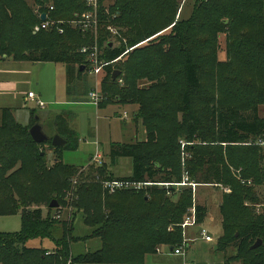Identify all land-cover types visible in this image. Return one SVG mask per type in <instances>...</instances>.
<instances>
[{
    "label": "trees",
    "instance_id": "16d2710c",
    "mask_svg": "<svg viewBox=\"0 0 264 264\" xmlns=\"http://www.w3.org/2000/svg\"><path fill=\"white\" fill-rule=\"evenodd\" d=\"M105 1L95 38L71 23L90 11L86 0H0V60L62 63L73 80L89 63L83 49L97 45L106 64L103 92L118 96L119 106L137 105L135 119L146 130L144 141L111 146V166L121 158L133 163L131 176L117 178L105 163H92L87 172L63 162L65 151L80 146L63 116L54 124L67 143L52 148V139L39 144L30 134L39 117L24 126L3 109L0 215L21 214L23 226L19 233L0 234V264H148L161 247L182 248L181 224L193 206L192 190L176 186L185 172L188 181L231 188L220 206L218 247L234 252L226 264H264V149L254 144L264 136V0H193L190 16L178 20L181 0ZM43 14L56 23L42 28ZM223 32L227 60L221 63ZM118 61H124L119 71ZM106 94L99 109L110 101ZM114 180L151 185L110 194L104 182ZM55 194L54 216L49 206ZM61 209L70 212L68 221L56 218ZM195 209L196 225H202L208 210ZM78 213L90 237L101 240L99 251L73 255ZM32 240H52L55 247H30Z\"/></svg>",
    "mask_w": 264,
    "mask_h": 264
},
{
    "label": "rangeland",
    "instance_id": "374dc122",
    "mask_svg": "<svg viewBox=\"0 0 264 264\" xmlns=\"http://www.w3.org/2000/svg\"><path fill=\"white\" fill-rule=\"evenodd\" d=\"M112 3H114V0L104 2L106 6ZM192 7L193 0H181L176 20L189 17ZM171 28L164 32L168 34ZM39 30L40 27H37L36 31ZM92 34L95 38H98V31L92 32ZM114 42L118 44L117 39ZM219 43L218 60L224 63L227 60V32H223L220 35ZM123 63L124 61L116 62L114 70L119 71ZM89 67L90 64H86V67L78 72L77 78L69 80L67 66L62 63L34 64L27 61L16 62L13 59L0 61V122L3 109L11 108L13 109L14 117L21 124L27 122L28 118L33 121L39 117L45 133L52 137L57 129L54 122L58 116H63L68 122L70 129L75 132L76 139L82 147L81 152L79 150L65 151L62 155L63 162L78 168L83 167L88 172L90 171L88 167L95 163L91 161L89 166L85 167V165L89 162L90 155L94 156L97 153L98 148L102 156V164H107L109 171L114 176L125 178L123 176L130 175L133 171L132 159L121 158L117 165L111 166L109 156L111 146L113 144L144 141L146 130L143 123L135 119V114L138 111L137 105L119 106L117 105L119 102L118 96L111 97L110 94L103 92L102 81L106 76L105 68L99 76L94 77L90 74ZM118 77H120V74ZM143 85L146 88L149 87L147 82L143 83ZM93 91H96L101 96V99H104V94L109 96L110 101L106 104L107 106L105 105V108L110 107L100 110L94 106L90 102L89 97V94ZM29 92L35 93L46 104V107L41 109L37 106V102L32 101H27L28 104H26L24 98ZM38 98L37 100H39ZM78 100H80L79 105L72 103V101ZM125 113L129 116L126 121L123 120ZM260 116L264 117V107L260 108ZM181 148L182 157L185 161L189 157L186 144H181ZM46 153L48 162L52 163L56 160L54 153L49 151ZM99 165L96 163L95 167ZM235 173L238 174V171H235ZM183 177V181L187 180L189 177L188 173L185 172ZM188 182L196 184V188L190 185L177 186L179 189L190 188L193 196V206L189 209L185 215L184 222L181 224L185 238V243L182 248L180 247L183 254L177 255L175 251L161 247L160 249H165V251L158 253V255L148 256V264H226V257L234 253L231 250L224 251L218 247L219 239L222 235L220 206L224 195L231 193V188L223 185H201L192 181ZM164 185L159 184V186ZM196 205L204 206L208 210L209 215L205 224L184 228L183 225L187 218L196 211ZM246 205L257 208L261 204L246 203ZM263 205L261 206L263 207ZM56 213L57 209H54L53 215L55 216ZM69 219L70 212L62 209L61 220L68 221ZM22 226L21 214L0 215V234L19 233L22 231ZM203 231H206L213 241L204 239L202 236ZM91 232L92 230L85 225L83 214H76L72 235L78 240L73 241L71 244L73 255H86L102 248L101 240L90 237ZM29 245L30 247H42L48 250H53L55 247L52 240H32Z\"/></svg>",
    "mask_w": 264,
    "mask_h": 264
},
{
    "label": "built area",
    "instance_id": "2783aa9c",
    "mask_svg": "<svg viewBox=\"0 0 264 264\" xmlns=\"http://www.w3.org/2000/svg\"><path fill=\"white\" fill-rule=\"evenodd\" d=\"M87 6L90 8V11L86 14H83L82 16H77V18L72 21V25L82 31H91V32H97L98 27H99V9H100V0H86ZM56 22H51V21H46L43 23L42 28L46 29L49 26L54 25ZM58 23H64L62 21H59ZM108 30L111 32L112 35L116 36L118 35V31L114 29L113 27H109ZM63 32V30H60ZM83 53L88 54V61L90 64V74L94 77L99 76L102 72L104 67L106 66L105 63L101 62L99 59V56L101 54L99 47L95 45L94 47L91 48H85L83 49ZM90 97V102L98 107L99 104L103 99H101V96L96 92L93 91L89 94ZM28 99L32 101H36L37 105L40 108H45V103L42 102L41 100H37V97L35 96L34 93H29L28 94ZM127 113L124 114V119H126ZM252 143L248 144L251 145ZM254 144L260 146L261 148L264 149V136L260 137ZM92 162L101 164L102 163V156L99 152H97L93 158ZM240 172V171H239ZM151 185V183H135V182H130V181H124V180H114V181H105L104 182V188L110 193L114 194L117 191L124 190V189H136V190H141L142 188ZM166 186H170L169 184H165ZM190 185L192 187L196 188V184H192L188 182V179L185 180L181 184H176V186H186ZM262 206H257V210L260 211ZM196 212L194 211L193 214H191L187 220L185 221V224L183 225L184 228L187 227H193L196 226ZM57 219L61 218V214L57 215ZM202 236L204 239L207 241H213L212 237L208 235L206 231L202 232ZM175 254L177 255H182L181 249L175 250Z\"/></svg>",
    "mask_w": 264,
    "mask_h": 264
},
{
    "label": "water",
    "instance_id": "95a60500",
    "mask_svg": "<svg viewBox=\"0 0 264 264\" xmlns=\"http://www.w3.org/2000/svg\"><path fill=\"white\" fill-rule=\"evenodd\" d=\"M42 21L45 22L47 19L46 14H43L41 17ZM120 74L116 73L113 76V79L116 80L117 76ZM30 134L33 138V140L36 143H46L48 142L50 139L52 142V148H56V147H62L64 145H66L67 141L64 140L61 136L59 135H55L53 138H50L49 136H47L45 134V132L43 131V126L40 123H36L31 129H30ZM50 152L52 151V149L49 150ZM50 209H58L59 208V202L57 201V195H54V198L49 206ZM262 241L260 240L257 244H255L253 246L254 249L258 248L259 246H261ZM173 251V249H171Z\"/></svg>",
    "mask_w": 264,
    "mask_h": 264
},
{
    "label": "crops",
    "instance_id": "0c3cea01",
    "mask_svg": "<svg viewBox=\"0 0 264 264\" xmlns=\"http://www.w3.org/2000/svg\"><path fill=\"white\" fill-rule=\"evenodd\" d=\"M6 60H8L7 58H4V59H2V60H0V61H6ZM17 62V61H16ZM34 64H37V63H34ZM29 93H33V92H29ZM28 93V94H29ZM35 94V93H34ZM35 96H36V94H35ZM37 97V96H36ZM38 98V97H37ZM25 99V101H26V104H28L27 103V101H32V100H29L28 99V95L24 98ZM39 100H41L40 98H38ZM80 100H78V101H72V103H76V105H79L80 104V102H79ZM32 102H36V101H32ZM43 102V101H42ZM90 103V102H89ZM37 104V103H36ZM46 105V104H45ZM38 106V105H37ZM39 107V106H38ZM46 107V106H45ZM108 107H110V106H108ZM107 107V108H108ZM107 108H103V109H100V110H105V109H107ZM4 109H11V108H4ZM41 109H43V108H41ZM99 109V108H98ZM12 111H13V109H11ZM125 112V111H124ZM14 113V112H13ZM127 116H128V114H127ZM16 119V118H15ZM129 119V116L126 118V119H124L123 118V120H128ZM17 120V119H16ZM18 122V121H17ZM31 123H32V120L31 119H29L28 118V120H27V122H25L24 124H22V125H24V126H30L31 125ZM0 124H1V122H0ZM21 124V123H20ZM40 124H41V122H40ZM42 125V124H41ZM54 129V128H53ZM43 131H44V129H43ZM45 132V131H44ZM46 134V133H45ZM47 135V134H46ZM55 135H57V133H56V131H55V134L54 135H52V137H54ZM47 136H49V135H47ZM50 137V136H49ZM82 147L81 146H79V151L81 152L82 151V149H81ZM77 150V151H78ZM50 152V151H49ZM51 152H53V151H51ZM97 152H99L98 151V148H97ZM92 158H93V155H90V157H89V162L85 165V167H87V166H89L90 164V162L92 161ZM55 161V160H54ZM66 164V163H65ZM133 164V163H132ZM68 165V164H67ZM132 174V173H131ZM131 174L130 175H126V176H123V177H129V176H131ZM115 177H120V176H116L115 175ZM208 215H209V213H208ZM208 215H207V218H208ZM207 220V219H206ZM206 222V221H205ZM220 222H221V220H220ZM203 224H205V223H203ZM168 249V248H167ZM171 250V249H170ZM165 251V249H161V250H159V253H163ZM172 251V250H171ZM158 255V254H157Z\"/></svg>",
    "mask_w": 264,
    "mask_h": 264
},
{
    "label": "bare ground",
    "instance_id": "6f19581e",
    "mask_svg": "<svg viewBox=\"0 0 264 264\" xmlns=\"http://www.w3.org/2000/svg\"><path fill=\"white\" fill-rule=\"evenodd\" d=\"M62 210V209H61Z\"/></svg>",
    "mask_w": 264,
    "mask_h": 264
}]
</instances>
